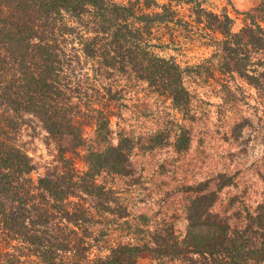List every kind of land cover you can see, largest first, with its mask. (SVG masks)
Returning <instances> with one entry per match:
<instances>
[{
	"label": "trees",
	"instance_id": "16d2710c",
	"mask_svg": "<svg viewBox=\"0 0 264 264\" xmlns=\"http://www.w3.org/2000/svg\"><path fill=\"white\" fill-rule=\"evenodd\" d=\"M171 1L193 4L197 22L221 36L227 55L221 72H235L251 84L264 81V70L255 76V69L246 67L251 52L264 53L259 24H264V0L256 19L237 33L227 15L191 0H0V264H20L21 258H35L36 264H138L149 250L145 244L123 243L105 256L90 257L101 236L91 231L101 222L91 209L127 216L117 192L97 178L104 172L131 174L130 155L140 137L114 134L111 118L125 107L124 89L132 81L187 114L185 71L152 51L153 28L177 22ZM33 121L57 153L56 165L36 182L29 177L31 158L14 143L20 128ZM85 127H94L88 141ZM168 140L165 129L149 139L155 145ZM187 140L180 129L173 148L185 150ZM80 149H85V171L73 165ZM209 184L186 189L195 197L186 207L185 237L177 241L166 234L153 254L180 264H264V202L235 212L231 224L212 211L216 190L208 191ZM230 184L219 176L214 186Z\"/></svg>",
	"mask_w": 264,
	"mask_h": 264
},
{
	"label": "rangeland",
	"instance_id": "374dc122",
	"mask_svg": "<svg viewBox=\"0 0 264 264\" xmlns=\"http://www.w3.org/2000/svg\"><path fill=\"white\" fill-rule=\"evenodd\" d=\"M191 1L216 15H227L233 33L256 19L261 3V0ZM171 7L177 22L153 28L152 51L157 56L171 58L185 71L182 78L190 94L188 111L186 115L179 112L169 99L151 92L144 83L132 81L124 89L125 107L119 110V116L111 118V129L114 134L124 131L134 138L140 137L134 139L136 144L130 155L131 174L118 177L104 172L97 179L117 192L127 216L114 218L91 209L93 217L101 221L91 231L101 236L94 243L90 257L105 256L108 249L118 244H145L149 250L141 253L138 264H180L177 260L157 258L153 249L170 232L177 241L185 237L186 207L195 197L193 187L201 182H210L208 191L216 190L212 211L230 218L231 224L235 223L231 218L235 212L244 208L252 210L264 202V91L261 89L264 81L251 84L235 72H221L227 57L219 43L221 36L204 22H197L193 4L171 1ZM259 24L264 27L263 23ZM246 65L247 71L255 69L258 76L264 70V53L251 52ZM164 129L169 136L168 144L155 145L149 141ZM180 129L187 132L188 140L185 150L177 151L173 144ZM93 130L94 127L84 128L87 141L93 137ZM14 143L32 160L34 170L29 177L33 182L57 163L55 146L36 121L23 125ZM84 150L72 157L77 171L86 170ZM219 176L229 178L231 184L215 188ZM188 188H193V192L187 191ZM193 258L201 262L199 256ZM21 261L20 264L37 263L35 258H21Z\"/></svg>",
	"mask_w": 264,
	"mask_h": 264
}]
</instances>
